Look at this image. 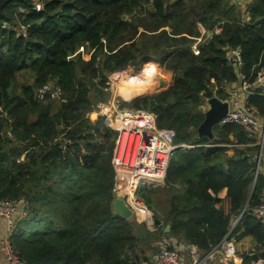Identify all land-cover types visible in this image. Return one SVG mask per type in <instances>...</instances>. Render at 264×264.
I'll return each instance as SVG.
<instances>
[{"label":"trees","instance_id":"trees-1","mask_svg":"<svg viewBox=\"0 0 264 264\" xmlns=\"http://www.w3.org/2000/svg\"><path fill=\"white\" fill-rule=\"evenodd\" d=\"M37 2L43 11L35 10ZM198 24L221 32L194 56ZM82 46L89 57L76 54ZM227 48L241 49L245 72L264 68V0H251L243 12L232 0H0V203L29 202V216L11 236L25 264H138L165 236L206 256L235 220L237 238L264 244V224L254 216L264 202L259 136L236 124L218 125L213 140L198 136L205 102L229 101L239 80ZM151 62L172 76L166 91L117 86L128 99L143 93L123 106L153 112L184 146L174 152L163 186L139 190L155 232L114 214L116 133L87 115L110 101V84L131 71L139 81ZM20 74L31 81L19 91ZM48 84L61 89L59 100L37 98ZM249 104L264 118V97L251 96ZM259 259L247 255L241 264Z\"/></svg>","mask_w":264,"mask_h":264},{"label":"built area","instance_id":"built-area-1","mask_svg":"<svg viewBox=\"0 0 264 264\" xmlns=\"http://www.w3.org/2000/svg\"><path fill=\"white\" fill-rule=\"evenodd\" d=\"M35 10H44V4L37 2ZM245 18L243 22H245ZM201 35L195 39L191 50L194 56L200 55V46L213 34L221 32L215 28L214 32L207 30L198 24ZM23 35L27 29L22 28ZM227 63L234 66L238 71L241 92L245 95L243 104L230 103L226 117L219 126L236 124L247 133L258 135L261 139V151L257 158L263 154L264 146V118H259L249 104V98L254 95L264 97V68L256 66L252 72L244 71L243 55L240 48L225 49ZM113 84V83H112ZM110 84V87L111 85ZM62 95L61 89L56 84H48L38 89L37 98L44 100L50 97L59 100ZM89 118H102L111 130L116 133L115 148L112 157V165L118 176L120 184L124 185L123 193L126 203L138 218L146 221L150 228H155L154 214L139 197L142 187L148 189L157 188L165 184L167 171L171 158L178 147L175 144V132L171 129H163L158 126L157 116L144 109H131L121 107L113 97L105 103H98L87 114ZM30 214L29 202L25 199L11 200L0 203V218L6 220L9 231L0 242L4 258L8 264H25L18 255L11 236L19 220L27 218ZM254 216L264 224V202L254 210ZM151 225H150V224ZM232 231L226 236L220 245L214 248L206 256L196 257L191 264H203L206 260H212L217 254H223L229 264L235 259V247L233 240H229ZM138 264H149L142 261ZM158 264H185L183 257L175 249L162 248L158 254ZM252 264H264V259H259Z\"/></svg>","mask_w":264,"mask_h":264},{"label":"crops","instance_id":"crops-1","mask_svg":"<svg viewBox=\"0 0 264 264\" xmlns=\"http://www.w3.org/2000/svg\"><path fill=\"white\" fill-rule=\"evenodd\" d=\"M232 1L234 2L238 1V3H241L242 9L245 10V6L248 3H250L251 0H232ZM171 85L172 83L171 84L169 83L166 87L160 88V92L166 91ZM230 91H231L230 92L231 97L230 100L227 102H231L232 104L244 103L246 97L241 92L239 81L237 82L236 85H233L232 90ZM259 144H261L260 137H259ZM229 154L232 155V152H229ZM259 162L260 163H258L257 160L258 171H260L261 174L264 176V146H263V154L262 156H260ZM218 197L220 200L224 201L226 199V190L221 191ZM133 218H135V216ZM139 224L146 226L147 230H149L150 232L156 231V228H150L146 223H139ZM237 224H238V220L233 221L231 227L232 233L229 236V240L234 241L233 244L235 247V259H232L229 264H241L244 257L247 255L249 256L257 255L260 256V259H264L262 255L264 254V244H258L257 241L252 236L237 238V236L242 232V229H240L234 233ZM8 231H9V227L6 220L0 218V242L3 239V237L8 233ZM164 247L173 248L177 250L179 254L183 257L185 264H191L194 260V256L196 257V255L200 254L195 247L186 244L185 241L182 240L181 238L165 236L155 245L154 251L152 250L145 251V256H146L145 261H147L149 264H158L159 251ZM226 262L227 260L223 254H217L214 259L206 260L203 264H225ZM0 264H8L4 258L1 247H0Z\"/></svg>","mask_w":264,"mask_h":264},{"label":"rangeland","instance_id":"rangeland-1","mask_svg":"<svg viewBox=\"0 0 264 264\" xmlns=\"http://www.w3.org/2000/svg\"><path fill=\"white\" fill-rule=\"evenodd\" d=\"M239 8L240 10H242V12L244 11V9H242V4L241 3H238V1L234 2ZM76 54H81L83 57L87 58L89 57L92 52H89L84 46H82L81 48H79L78 52ZM151 67L147 68L145 71H143L141 73V78L139 81H137L135 78L136 76V73L131 71L129 72L128 74H126L120 81L116 82V83H113L110 87V91H111V98L110 100L113 98V97H116V100L117 102L119 103V105L121 107H124L123 105L124 104H129L131 103L132 101H134L135 99H137L139 96L143 95V93L145 94H148V95H154V94H158L160 93V88H163V87H166L169 83L171 84L172 83V76H169V75H165L164 72V68L161 67V65L158 63H155V62H151ZM151 68V71H154L155 73L158 72V75H153V74H149L148 73V70ZM30 76L29 74H20L18 75L17 77V86H18V90L20 91V88L23 84L25 83H28L30 82ZM136 84H148V88L149 90L147 91H144L143 93H139L138 95H135L134 97H131V98H125L123 95H121L119 92H118V86L119 83L122 84V83H135ZM138 82V83H137ZM162 90V89H161ZM125 107H128L129 106H125ZM208 109V103L205 102V105L203 106V110L206 112ZM120 191L123 192V189H124V185L123 184H120ZM132 219H136L138 220L137 222L138 223H145L146 221H143L142 219L138 218L137 216H135V218H132ZM147 224V223H146ZM150 224V223H149ZM151 225V224H150Z\"/></svg>","mask_w":264,"mask_h":264},{"label":"water","instance_id":"water-1","mask_svg":"<svg viewBox=\"0 0 264 264\" xmlns=\"http://www.w3.org/2000/svg\"><path fill=\"white\" fill-rule=\"evenodd\" d=\"M207 103L208 109L205 112V119L203 123L198 128V136L199 138H208L209 140H213L214 130L226 117L230 108V103L227 101H221L217 97L209 99ZM181 148H184V146H178L175 151ZM114 194L115 198L112 205L114 214L122 217L125 220H131L135 215L127 205L124 193L121 192L119 188H116ZM170 229L171 226L167 225L165 232H170ZM198 257H201V255L199 254Z\"/></svg>","mask_w":264,"mask_h":264},{"label":"bare ground","instance_id":"bare-ground-1","mask_svg":"<svg viewBox=\"0 0 264 264\" xmlns=\"http://www.w3.org/2000/svg\"><path fill=\"white\" fill-rule=\"evenodd\" d=\"M155 75H158V72H157V73H155Z\"/></svg>","mask_w":264,"mask_h":264}]
</instances>
